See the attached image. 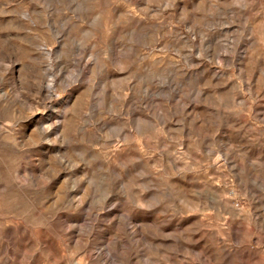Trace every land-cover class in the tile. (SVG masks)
<instances>
[{"label":"rangeland","instance_id":"374dc122","mask_svg":"<svg viewBox=\"0 0 264 264\" xmlns=\"http://www.w3.org/2000/svg\"><path fill=\"white\" fill-rule=\"evenodd\" d=\"M0 264H264V0H0Z\"/></svg>","mask_w":264,"mask_h":264}]
</instances>
